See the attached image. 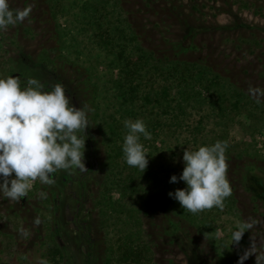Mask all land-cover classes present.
Listing matches in <instances>:
<instances>
[{"label": "rangeland", "instance_id": "rangeland-1", "mask_svg": "<svg viewBox=\"0 0 264 264\" xmlns=\"http://www.w3.org/2000/svg\"><path fill=\"white\" fill-rule=\"evenodd\" d=\"M89 3L109 13L104 18L113 21L112 28L129 24L125 40L119 34L112 47H103L74 24ZM28 5L30 20L0 32V78L15 76L24 87L35 77L46 91L61 84L73 106L86 109L89 170L58 171L51 186L35 181L19 203L0 198V264H38L52 239L63 250L60 264H104L108 242L121 233L135 234L150 247V264H239L249 251L254 253L243 264H264V0H10L13 9ZM120 44L133 57L142 48L150 64H206L247 102L234 109L228 100L223 117L216 111L215 88L197 87L182 119L153 104L126 112L114 82L121 75ZM151 72L146 68L145 80ZM137 118L157 124L150 140L141 137L147 168L141 173L120 156L116 183L105 194L109 126H117L124 140L123 121ZM217 141L228 144L232 195L223 209L192 214L169 197L185 187L183 181L170 183V176L182 172L185 150ZM104 195L130 210L105 209L99 205ZM37 217L39 225L33 223ZM246 222L253 227L233 241Z\"/></svg>", "mask_w": 264, "mask_h": 264}, {"label": "clouds", "instance_id": "clouds-1", "mask_svg": "<svg viewBox=\"0 0 264 264\" xmlns=\"http://www.w3.org/2000/svg\"><path fill=\"white\" fill-rule=\"evenodd\" d=\"M31 13V5L13 9L10 0H0V32L30 20ZM89 126L88 112L73 106L61 84L46 91L35 77L27 78L24 87L15 76L0 78V198L19 203L35 181L51 186L56 183L54 174L58 171L89 170L84 163ZM123 126L127 130L122 144L123 159L143 173L149 156L141 137L150 140L151 133L143 119H125ZM227 149V142L217 141L196 150H185L182 172L179 177L171 175L169 181H183L185 187L170 191L169 197L192 214L214 207L223 209L225 199L232 195ZM33 223L39 225L40 218ZM252 227L253 223L248 222L238 226L233 241L238 242ZM18 231L24 237L30 234L23 227ZM251 253L254 252L240 256L239 264ZM38 264L49 262L42 258Z\"/></svg>", "mask_w": 264, "mask_h": 264}, {"label": "trees", "instance_id": "trees-1", "mask_svg": "<svg viewBox=\"0 0 264 264\" xmlns=\"http://www.w3.org/2000/svg\"><path fill=\"white\" fill-rule=\"evenodd\" d=\"M56 3L61 4V0H56ZM83 12H85L83 16L78 18L74 24L80 25L81 29L88 31L98 45L112 47L114 42L120 37L125 40L123 35L125 34L126 26H129L126 21H122L123 25L121 27L115 25L112 28V25H114L113 21L104 18L109 13L107 11L102 12L99 6L93 3L87 4L83 8ZM119 48L117 57L122 64L119 69L121 75L114 82L120 88L121 103L126 112H130L134 108L133 106L141 111L145 109L146 104H153L166 114L170 112L175 120H179L178 118L182 119V115L187 113L189 100L195 97L194 90L197 87L215 88L218 102L216 111L223 117L227 107L225 103L228 100L231 101L230 108L234 109L240 108V103L243 99L245 103L247 102L244 93L225 83L221 76L206 64L184 60L172 61L164 67L156 63L150 64L148 56L140 47L138 48L139 53L135 57L130 52L126 53V49L123 48L122 44L119 45ZM145 64H150V66L146 67ZM146 68L152 70V76L148 80L144 79ZM229 95L234 99L230 100ZM200 124L199 122L197 123L198 126H193L194 131L200 130ZM146 126L150 133H154L157 124L146 123ZM116 127L113 123L109 126L112 132L111 137L108 138V167L110 175L108 179L110 180L104 185L105 194L109 193L112 190V185L116 183L113 178L120 167L119 157L123 156V143H121L123 138ZM118 139H120V143H118ZM89 141L90 137L88 136ZM132 181L134 180H129V185H131ZM99 205L105 209L108 207L112 211H118V213L124 208L127 211L130 210L120 200L106 195L99 200ZM137 238L132 233H121L111 239L106 247L104 264H150V247L147 244L140 243ZM45 250L44 257H46L49 264L61 263L64 254L55 239H52V242Z\"/></svg>", "mask_w": 264, "mask_h": 264}]
</instances>
